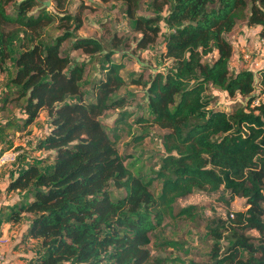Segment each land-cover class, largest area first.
Listing matches in <instances>:
<instances>
[{
  "label": "trees",
  "instance_id": "obj_1",
  "mask_svg": "<svg viewBox=\"0 0 264 264\" xmlns=\"http://www.w3.org/2000/svg\"><path fill=\"white\" fill-rule=\"evenodd\" d=\"M97 1L122 4L136 50L162 37L165 67L145 81L139 74L126 82L124 63L111 58L115 49L105 52L97 39L75 37L81 10L69 13L71 0H0V73L8 74L11 87L5 102L22 115V129L41 112L49 125L35 144L38 163L8 185L24 193L10 220L18 224L28 215L25 236L38 242L34 264H264V70L231 71L233 47L226 39L243 22L259 28L264 44V0H150L146 17L138 14L142 0ZM54 22L62 32L48 36ZM69 38V51L80 50L86 61L61 52ZM8 61L13 73L5 69ZM131 85L142 87L145 104L132 123V99L123 92ZM211 90L242 102L213 107ZM108 112L114 114L102 121ZM153 128L163 131L160 157L149 171H134L117 143L123 134L139 143ZM196 191H225L220 201L229 208L240 199L243 209L208 220V261L151 255V237L166 219H197L195 205L175 209ZM161 246L184 249L170 239Z\"/></svg>",
  "mask_w": 264,
  "mask_h": 264
},
{
  "label": "rangeland",
  "instance_id": "obj_2",
  "mask_svg": "<svg viewBox=\"0 0 264 264\" xmlns=\"http://www.w3.org/2000/svg\"><path fill=\"white\" fill-rule=\"evenodd\" d=\"M51 5H53V2H51ZM80 5H82V8L78 9ZM78 10H81L82 25L80 29L74 33L75 37L97 39L101 43L105 52L115 49L114 51L116 52L111 58L113 60H122L124 63L125 68L122 70V76L126 82L135 79L139 74H142V81H145L153 72L159 71L165 67L166 62L160 57L163 48L162 37H159L156 43L149 47L148 50H136L133 41L136 34L132 31V23L127 20L123 14L121 3L110 2L102 4L97 0H71V6L69 7L68 12L74 14ZM8 12L10 14L14 13L12 7H9ZM138 14L145 17L151 15L150 0H142ZM244 25L245 23L242 22L237 23V26L226 35V39L233 47V56H231L229 62V68L231 71L251 67L250 62L253 63L255 59H258V62H255L252 67L259 68L260 64L258 65V63L264 60V55L255 52L254 39L253 37L247 36L248 32ZM58 27L59 25H57V22H54L46 29L47 35L52 36L61 33L62 30ZM113 37L114 39H121L119 40V45L112 43ZM73 40V38L65 40L61 46V52L68 51L74 61H86V56L82 54L80 50L69 51L70 44ZM241 40H243V42ZM114 45H116V47ZM244 56L248 57L247 61L244 60ZM13 57H15V53L13 54ZM97 60L90 62L87 66L84 83L87 84L91 79ZM10 64L11 63L8 61L5 64V69L8 68L9 72L13 73L14 68ZM142 90L141 86L131 85L127 86L123 91L124 94L128 96V99H132L131 104L128 106V110L133 115L129 118L130 123H132L137 117L145 114ZM214 91L211 90V94L214 95L212 98V106L219 109H227L228 106L225 103L220 102L221 95L218 93L219 91ZM261 100L264 101V97H261ZM113 114L114 112H108L105 117L101 118V120H110L107 117H112ZM43 125L44 119H39L38 121L33 122L29 125L28 132L24 134L20 133L19 135L22 137L18 136V139H26L28 142L23 145L29 146L36 137V131L42 128ZM133 129L135 130L134 136L140 134L141 130L139 129V126H135ZM162 133L163 131L153 128V130L149 131V135L139 143H134L131 136L123 134L122 138L117 143V149L119 154L125 157V164L128 166L133 164L134 171H137L140 168L143 172L149 171L160 157L161 150L159 137ZM19 143L11 149L16 151L20 150L22 145ZM29 148L32 149V146L30 145ZM26 151L29 152L30 157H28V159L32 160L31 164L38 163L37 160L41 157V152L35 151V149H27ZM16 163L17 161L11 166H14ZM158 188L159 184L154 183L152 191L157 192ZM221 197H227V193L225 191H220L215 194H207L196 191L192 195L182 199L179 204L177 203L175 206L176 211L180 206L195 205L197 207V219L193 222L178 219L175 221L166 219L164 227L151 237V244L148 247L151 255L170 258L179 257L185 261H208L211 240L205 230L206 223L214 216L224 217L227 212H230L229 209L243 208V201L239 199H237L235 204H231L229 208H227L223 201H220ZM168 239L182 243L184 248L183 251L173 252L170 249L162 247V241ZM228 245L229 241L227 239L221 240V247L225 248Z\"/></svg>",
  "mask_w": 264,
  "mask_h": 264
},
{
  "label": "crops",
  "instance_id": "obj_3",
  "mask_svg": "<svg viewBox=\"0 0 264 264\" xmlns=\"http://www.w3.org/2000/svg\"><path fill=\"white\" fill-rule=\"evenodd\" d=\"M244 26L248 32L247 36L253 37L254 39L255 52L258 54L260 53V55H264V44L261 43V39L258 35L259 28L247 27L246 25ZM241 41L243 42V40ZM243 58L245 61H247L246 56ZM257 60L258 59H255L253 63L250 62L251 67L243 69H251L254 72L260 69L264 70V60L258 63V65L260 64L259 68L252 67L255 62H258ZM239 70L242 69H237L235 71ZM7 77L8 74H6V72L0 73V153L11 149L19 142L21 143L22 147H20L21 149L18 150L20 153L17 163L14 166L0 167V264H34L33 261L36 258L38 252V242L25 236L28 227V215L25 214L23 216L24 218L18 224H13L10 220L11 211L19 206L20 201L24 200V193L19 190L8 191V185L12 178L17 176L20 171L31 164L32 160L28 159L30 155L26 150L35 149L36 142L49 131V125L45 113L41 112L34 122L38 121L39 119H44V125L42 128L36 131V137L30 144L32 149L29 148L30 145H23L28 141L26 139V141L23 139H18V136H20V133L24 134L28 132L27 130L29 126L22 129V123L20 120H18L22 115L19 113L16 107H13L12 104L5 102L6 98L11 99V96H9L10 94H8V92L11 91V87L7 84ZM214 92L217 91L215 90ZM218 93L221 95L220 102L225 103L228 107H230V105L236 101L242 102V99L239 97L231 99L226 98L223 92ZM236 201L237 199H234L231 204H235ZM234 210H237V208Z\"/></svg>",
  "mask_w": 264,
  "mask_h": 264
},
{
  "label": "built area",
  "instance_id": "obj_4",
  "mask_svg": "<svg viewBox=\"0 0 264 264\" xmlns=\"http://www.w3.org/2000/svg\"><path fill=\"white\" fill-rule=\"evenodd\" d=\"M261 43H263L262 40ZM246 58L248 57L246 56ZM259 100V98H256L253 101V105H258ZM18 155L19 152L13 149L3 151L2 153H0V167L13 165L16 162ZM230 217H232V215H230Z\"/></svg>",
  "mask_w": 264,
  "mask_h": 264
}]
</instances>
